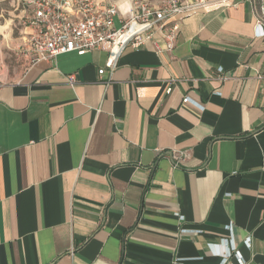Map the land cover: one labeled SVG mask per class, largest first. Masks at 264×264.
I'll list each match as a JSON object with an SVG mask.
<instances>
[{"label": "crops", "instance_id": "1", "mask_svg": "<svg viewBox=\"0 0 264 264\" xmlns=\"http://www.w3.org/2000/svg\"><path fill=\"white\" fill-rule=\"evenodd\" d=\"M206 1L110 74L103 45L0 82V264H264L261 0Z\"/></svg>", "mask_w": 264, "mask_h": 264}, {"label": "built area", "instance_id": "2", "mask_svg": "<svg viewBox=\"0 0 264 264\" xmlns=\"http://www.w3.org/2000/svg\"><path fill=\"white\" fill-rule=\"evenodd\" d=\"M30 15L25 19L28 30L22 43V50L31 62L47 59L57 54L74 51L77 54L108 46L105 71L112 73L126 46L138 49L150 39L153 30L159 29L166 35L167 45H173L178 23L176 15L205 7L206 0H129V6L121 10L114 0H26ZM259 10L264 14V0ZM118 19V23H117ZM260 34H264L258 21ZM75 83L73 74L67 78ZM169 90L168 88L166 91ZM190 101L186 96L182 102ZM250 244V236L244 241ZM210 251L221 257L219 264H244L233 238L221 239L217 244L209 243Z\"/></svg>", "mask_w": 264, "mask_h": 264}, {"label": "rangeland", "instance_id": "3", "mask_svg": "<svg viewBox=\"0 0 264 264\" xmlns=\"http://www.w3.org/2000/svg\"><path fill=\"white\" fill-rule=\"evenodd\" d=\"M29 15L26 0H0V82L17 79L30 62L22 50Z\"/></svg>", "mask_w": 264, "mask_h": 264}]
</instances>
